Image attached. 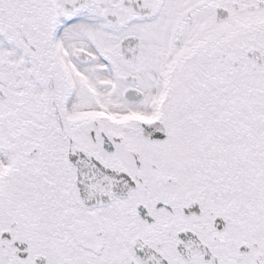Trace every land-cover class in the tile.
Segmentation results:
<instances>
[{
	"label": "snow or ice",
	"instance_id": "snow-or-ice-1",
	"mask_svg": "<svg viewBox=\"0 0 264 264\" xmlns=\"http://www.w3.org/2000/svg\"><path fill=\"white\" fill-rule=\"evenodd\" d=\"M0 264H264V0H0Z\"/></svg>",
	"mask_w": 264,
	"mask_h": 264
}]
</instances>
